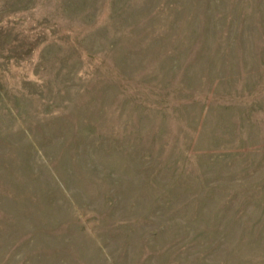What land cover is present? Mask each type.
I'll list each match as a JSON object with an SVG mask.
<instances>
[{
	"label": "rangeland",
	"instance_id": "obj_1",
	"mask_svg": "<svg viewBox=\"0 0 264 264\" xmlns=\"http://www.w3.org/2000/svg\"><path fill=\"white\" fill-rule=\"evenodd\" d=\"M0 264H264V0H0Z\"/></svg>",
	"mask_w": 264,
	"mask_h": 264
}]
</instances>
